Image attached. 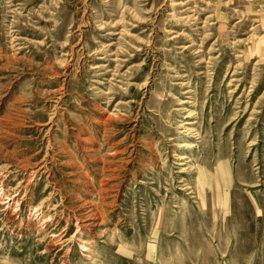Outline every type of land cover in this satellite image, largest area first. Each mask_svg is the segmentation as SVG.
I'll return each instance as SVG.
<instances>
[{"label": "rangeland", "instance_id": "1", "mask_svg": "<svg viewBox=\"0 0 264 264\" xmlns=\"http://www.w3.org/2000/svg\"><path fill=\"white\" fill-rule=\"evenodd\" d=\"M0 264H264V0H0Z\"/></svg>", "mask_w": 264, "mask_h": 264}, {"label": "bare ground", "instance_id": "2", "mask_svg": "<svg viewBox=\"0 0 264 264\" xmlns=\"http://www.w3.org/2000/svg\"><path fill=\"white\" fill-rule=\"evenodd\" d=\"M188 116V115H187ZM190 120V119H189ZM192 123V121H186V124H191ZM184 126V125H183ZM182 126V127H183ZM182 129H184V128H182ZM182 133V132H181ZM190 133V132H189ZM199 138V137H198ZM181 146H187V147H194L195 146V144H193V143H189V144H187V143H183V144H181ZM149 158V157H148ZM180 160L181 159H185L186 158V155H180L179 157H178ZM189 158V157H188ZM187 158V159H188ZM188 161H189V159H188ZM27 162V161H26ZM38 164V163H37ZM41 164H42V162H41ZM41 166V165H40ZM41 167H43V166H41ZM40 167V168H41ZM49 167V166H48ZM41 170V169H40ZM37 172V171H36ZM181 172V171H180ZM33 176V175H32ZM30 178V177H29ZM183 180V179H182ZM30 181V180H29ZM35 182V181H34ZM182 182H184V181H182ZM30 183V182H29ZM35 185V184H34ZM28 191V190H27ZM192 194V193H191ZM9 204V203H8ZM45 205V204H44ZM14 207V206H13ZM41 207V206H40ZM39 207V208H40ZM8 208V207H7ZM35 211V210H34ZM41 212V211H40ZM34 214H36V213H34ZM37 214H38V212H37ZM32 215V214H31ZM36 216V215H35ZM38 217V216H37ZM42 217V216H41ZM50 218V217H49ZM23 219V218H22ZM38 219V218H37ZM41 220V219H40ZM45 220H46V218H45ZM48 220V219H47ZM26 221V220H25ZM3 222V221H2ZM30 222V221H29ZM46 222V221H45ZM48 222V221H47ZM32 223V222H31ZM43 224H45L44 222H43ZM17 225V224H16ZM34 225V224H33ZM29 227V226H28ZM51 227V226H50ZM74 227V226H73ZM59 230V229H58ZM65 230V229H64ZM67 230V229H66ZM53 231V230H52ZM55 231V230H54ZM57 231V230H56ZM61 232V231H60ZM88 233V232H87ZM59 234V233H58ZM61 234V233H60ZM47 235V234H46ZM57 235V234H56ZM86 235V234H85ZM88 235V234H87ZM62 236V235H61ZM64 236V235H63ZM52 237V236H51ZM56 239H57V237H56ZM59 239H60V237H59ZM54 240V239H53ZM65 240V239H64ZM52 241V240H51ZM68 241V240H67ZM93 241V240H92ZM58 242V241H57ZM64 242V241H63ZM66 242V241H65ZM59 243V242H58ZM56 244V243H55ZM57 245V244H56ZM55 245V246H56Z\"/></svg>", "mask_w": 264, "mask_h": 264}]
</instances>
